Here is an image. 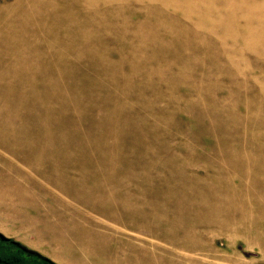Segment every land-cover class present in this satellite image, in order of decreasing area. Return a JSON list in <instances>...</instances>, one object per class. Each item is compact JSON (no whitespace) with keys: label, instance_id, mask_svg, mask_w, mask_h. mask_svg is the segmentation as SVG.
<instances>
[{"label":"rangeland","instance_id":"obj_1","mask_svg":"<svg viewBox=\"0 0 264 264\" xmlns=\"http://www.w3.org/2000/svg\"><path fill=\"white\" fill-rule=\"evenodd\" d=\"M263 212L264 0H0L1 231L264 264Z\"/></svg>","mask_w":264,"mask_h":264},{"label":"flooded vegetation","instance_id":"obj_2","mask_svg":"<svg viewBox=\"0 0 264 264\" xmlns=\"http://www.w3.org/2000/svg\"><path fill=\"white\" fill-rule=\"evenodd\" d=\"M0 264H58L37 247L0 230Z\"/></svg>","mask_w":264,"mask_h":264},{"label":"bare ground","instance_id":"obj_3","mask_svg":"<svg viewBox=\"0 0 264 264\" xmlns=\"http://www.w3.org/2000/svg\"><path fill=\"white\" fill-rule=\"evenodd\" d=\"M252 155H254V154H251V156ZM250 159V158H249ZM252 163V162H251ZM246 165V164H245ZM248 165V164H247ZM259 171V170H258ZM249 172V171H248ZM253 181V180H252ZM259 187V186H258ZM253 188V187H252ZM255 188V187H254ZM225 196V195H224ZM223 196V197H224ZM223 197L221 198V199H223ZM219 199V198H218ZM217 199V200H218ZM227 199V198H226ZM216 200V199H215ZM213 201V200H212ZM249 201V200H248ZM223 204V203H222ZM213 206V205H212ZM224 206V205H223ZM221 207V206H220ZM225 207V206H224ZM235 207H237V206H235ZM234 209V208H233ZM206 210V209H205ZM207 210H209L208 208H207ZM224 210V209H223ZM206 212V211H205ZM208 212V211H207ZM242 213H243V211H242ZM264 213V212H263ZM264 220V219H263ZM215 221V220H214ZM220 221V220H219ZM219 221H218V218H217V222L219 223ZM226 222V221H225ZM213 223V221L211 222V223H206L207 225H206V227L208 228V227H210L211 225H214L215 224V222H214V224H212ZM263 224H264V222H263ZM217 225H220V226H222V227H228V225H226V226H224V225H221V224H217ZM247 226H251V224H248ZM246 226V227H247ZM245 227V226H244ZM240 230V229H239ZM247 234V233H246ZM264 235H260V237H263ZM257 237V236H256ZM264 239V238H263ZM256 241L258 240V238H256L255 239ZM255 240H249V242L250 243H252L253 241H255ZM262 241H258L257 243L259 244V243H261ZM182 244H185L186 246H189L188 244H190V243H188V242H184V243H182ZM122 249V251L125 249L124 247H122L121 248ZM156 249V248H155ZM129 252H128V254H127V256H128V258H130V259H134V262L132 263V264H138V262L139 261H142L143 263H145V264H150V263H152L151 261H150V253H149V255H148V257H147V254H146V251H142V250H138L137 248H136V246L134 245V243H133V245H131L130 246V248H129ZM150 251V250H149ZM196 252V251H195ZM198 252V251H197ZM177 253V252H176ZM182 253V252H181ZM155 256V255H154ZM125 257H126V255H125ZM175 257V256H174ZM262 257H264V245H263V250H262ZM147 258H149V260H147ZM137 259H139V261L137 260ZM156 259V258H155ZM162 259V258H161ZM178 259V258H177ZM194 259H199V258H197V257H195V258H192V260H194ZM122 260H123V258H122ZM157 261V260H156ZM185 261H187V260H185ZM124 262H125V259H124ZM130 262V261H129ZM166 262H168V261H166ZM116 264H119V262H117L116 261ZM124 264V263H123ZM189 264H192V263H189Z\"/></svg>","mask_w":264,"mask_h":264}]
</instances>
